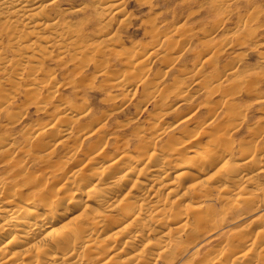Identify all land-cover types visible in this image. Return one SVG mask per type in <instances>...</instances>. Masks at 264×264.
I'll return each instance as SVG.
<instances>
[{"label":"rangeland","instance_id":"rangeland-1","mask_svg":"<svg viewBox=\"0 0 264 264\" xmlns=\"http://www.w3.org/2000/svg\"><path fill=\"white\" fill-rule=\"evenodd\" d=\"M109 1L58 0L49 7L48 14H61L63 23L82 36L80 45L87 48L82 56L49 49L51 55L35 68L14 72L7 66L0 71V138L11 137L22 147L38 130L59 124L71 137L56 147L47 139L54 153L49 167L67 175L85 166L90 172H101L121 155L146 161L151 153L161 158L170 154L173 163L164 170L167 183L176 182V165L185 156L196 160L208 149L215 148L214 154L225 153L228 158L214 169H227L228 163H238L255 151L264 154V102L259 99L264 98V0H118L120 6L105 13L103 5ZM119 10L121 15L116 14ZM2 22L0 50L11 60L19 47L9 43ZM106 36L114 37V44L98 48ZM119 78H127L128 87L117 86ZM33 79L38 80L36 88L45 89L37 92L31 86ZM50 82L53 85L47 86ZM188 143L180 151L170 148ZM189 150L193 153L187 154ZM258 162L249 163L247 169L250 176L255 175L254 186L242 191V195L258 197L254 205L241 200L227 203L225 198L237 191L213 190L212 172L199 175L195 179L198 190L213 188L208 195L213 200L207 203L211 206L203 211L207 218L199 221L189 202H178L177 209L186 211L188 217L180 234L168 237L173 246L165 259L160 262L146 255L137 257L136 263L212 264L231 250L247 254L242 264H264V238L258 234L264 224V173L256 171ZM7 169L0 163V181H13ZM39 169L40 164L33 165L34 177H41ZM112 173L108 171L106 177ZM191 195L194 202L201 201ZM85 200L78 206L64 204L69 203V217L75 218L71 228L84 225L87 214L83 215L81 206ZM223 218L229 223L220 225ZM114 232L95 237L94 248L89 243L92 249L84 251L87 257L83 248L76 257L81 254L85 263L91 258L87 264H110L126 257L135 259L143 250L155 251V234L149 232L135 248L136 254L127 250L124 257L119 251L122 257L113 259V254L109 258L101 244ZM238 235L245 245L234 248L230 241ZM218 264L234 263L229 258Z\"/></svg>","mask_w":264,"mask_h":264},{"label":"bare ground","instance_id":"bare-ground-1","mask_svg":"<svg viewBox=\"0 0 264 264\" xmlns=\"http://www.w3.org/2000/svg\"><path fill=\"white\" fill-rule=\"evenodd\" d=\"M56 1L58 0L49 3L41 0H0V19L4 21L2 25L9 35V43L19 47L11 60H7L0 50V71L6 69L7 66L11 67L14 72L27 70L30 67L35 68L43 59L51 55L48 50L53 48H57L65 54L72 53L75 56H82L85 53L83 49L87 47L83 48L80 45L82 36L77 35L66 22L63 23L61 14H48L49 7ZM103 6L105 13H111L114 9L116 10L115 7L120 6V3L118 0H110ZM121 13L119 10L116 14L121 15ZM105 38L96 45L98 48L114 44V37L106 36ZM41 44H45V46ZM25 59L27 62L24 61L26 64L22 65L21 63H24ZM145 61L139 65L142 66ZM103 75L107 74L103 73ZM119 79H116L117 86L128 87L127 78ZM51 82L47 86H52ZM38 84V80L33 79L31 86L35 87ZM45 87H35V90L38 92ZM259 99L264 102V98ZM63 127L57 124L50 128L40 129L33 138H26L22 147H17L15 140L11 137L0 138V163L7 166L10 176L13 178V181H0V264H87L91 258L85 263V258H80L81 254L76 257V253L79 254L82 248V254L84 251L87 253L92 249L94 244L91 241L95 237L115 230L105 240L106 246L103 241L100 242L104 243V245L101 244V249L108 257L114 254L113 257L111 256L114 259L121 256V253L124 255L123 251L127 250L135 252V248L142 245L145 241V234L149 232L148 235L155 234V244L151 243L154 247L152 249L155 251V247L158 249L156 253H154L155 251L150 252L148 249L143 250V254L138 253L141 256L137 255L135 259L127 258L128 255L125 254L126 259L117 263L112 260L111 263L152 264L148 260L136 263L137 257L141 258L146 255L156 256L161 262L173 246L168 237L180 234L184 225L182 222L188 217L186 211L177 209L178 202H189L192 205L194 216L198 217L199 221H204L207 216H203V211L207 203L213 200L212 195L211 198L208 197L213 188V190L219 188L225 193L237 191V193L233 192L234 194L232 193L230 197H224L229 204L241 200L243 204L252 206L258 200L254 194L242 195V191L246 187L254 186L255 183V175L250 176L247 173L249 163L256 164V161L259 160V167L253 165L259 168L256 170L258 173H264V154L257 153L258 151L245 154L246 156L238 163H228L227 169L225 167L214 169V166L228 160L225 153L214 154L217 152L215 148L208 149L201 157L195 158L196 160H192V158L188 160L185 156V160L176 165L178 175L175 179L176 182L172 183H167L168 175L167 172H164L166 166L173 163L170 154L167 155V158H161L156 153H151L146 161L121 155L112 160L107 168L101 169V172H96V169H94V171L96 170L93 171L94 173L90 172L89 166H85L73 170L67 175L60 168L49 167L52 165L51 156L54 153L49 151L52 146L47 139L55 142L53 147L63 145L71 137V133ZM190 143L182 144L178 148L173 146L170 148L180 151L182 147H186ZM188 153L193 152L189 150ZM36 164L38 166L40 164L41 177H34V172H31L33 165ZM50 168H53L52 171ZM251 170L250 172L253 171ZM108 171L109 173L115 172L117 176L112 173L114 177L107 178ZM208 171L212 172V177L215 180L214 187L211 188V186L200 191L197 189L195 179L199 175L207 174ZM141 177H145V180L140 181ZM145 181H148L149 184H146ZM24 189H27V193L23 191ZM146 189L148 190L146 191ZM182 189L186 190L181 193ZM164 191L167 198L162 195ZM192 192L196 195V199H201V201L195 200L196 202H194ZM124 193L125 195H123ZM120 195L123 197L118 200ZM163 196L165 199L161 200ZM221 198L223 199V196ZM170 199L172 200L170 201ZM82 200H85L81 206L83 215L87 214L83 219L84 225L71 228L75 218L69 217L71 210L67 205L69 203L71 206H75L77 203L81 205ZM66 201L69 203L64 206ZM210 206L207 205L208 208ZM224 218L220 225L229 221ZM261 225L258 234L264 238V224ZM240 237L238 235L231 239L230 246L234 248L244 246ZM148 243L150 245V242ZM261 244V248H263L264 241ZM109 245L110 247H107ZM254 245L253 243L250 246ZM99 246L97 245V247ZM117 247H120L121 250H118ZM263 251L261 252L263 253ZM236 254L231 250L224 252L212 264H218V262L229 258L233 259L234 264H242L247 254Z\"/></svg>","mask_w":264,"mask_h":264}]
</instances>
